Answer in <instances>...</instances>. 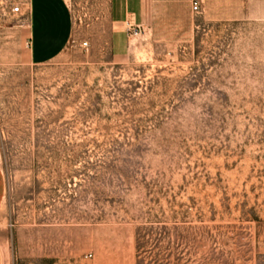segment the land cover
<instances>
[{"label":"rangeland","instance_id":"1","mask_svg":"<svg viewBox=\"0 0 264 264\" xmlns=\"http://www.w3.org/2000/svg\"><path fill=\"white\" fill-rule=\"evenodd\" d=\"M26 1L0 0L4 264H264V20L114 58L105 0H63L31 65Z\"/></svg>","mask_w":264,"mask_h":264},{"label":"crops","instance_id":"2","mask_svg":"<svg viewBox=\"0 0 264 264\" xmlns=\"http://www.w3.org/2000/svg\"><path fill=\"white\" fill-rule=\"evenodd\" d=\"M192 1L105 0L103 33L112 57H123L130 39L128 31L136 27L139 34L156 38L171 33L192 35L195 20H264V0H197L200 4L196 13L191 11ZM25 6L27 58L31 65H42L54 59L67 44L71 31L69 14L63 0H27ZM3 189L0 173V206ZM0 264H4L1 246Z\"/></svg>","mask_w":264,"mask_h":264},{"label":"built area","instance_id":"3","mask_svg":"<svg viewBox=\"0 0 264 264\" xmlns=\"http://www.w3.org/2000/svg\"><path fill=\"white\" fill-rule=\"evenodd\" d=\"M199 4L200 3L197 0H193L191 2L190 8H191V11L193 13H196L198 11ZM19 10H20V7L19 6H15V7H13V9H11V12L16 14V13H19ZM128 32H129V36L130 37H136L139 34L140 30H139V28L136 27L134 29H130ZM82 46H85V44L82 43ZM86 257H89V255L86 256Z\"/></svg>","mask_w":264,"mask_h":264}]
</instances>
